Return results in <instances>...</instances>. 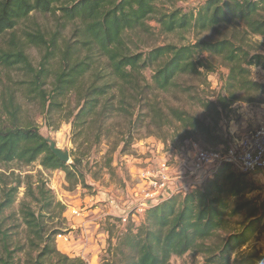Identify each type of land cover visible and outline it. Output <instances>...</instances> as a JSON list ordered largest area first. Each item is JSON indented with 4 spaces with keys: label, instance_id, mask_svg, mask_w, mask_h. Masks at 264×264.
Wrapping results in <instances>:
<instances>
[{
    "label": "trees",
    "instance_id": "obj_1",
    "mask_svg": "<svg viewBox=\"0 0 264 264\" xmlns=\"http://www.w3.org/2000/svg\"><path fill=\"white\" fill-rule=\"evenodd\" d=\"M163 1L0 0V38L9 35V47H0V75L3 69L23 70L30 76L24 81V96L52 112L60 110L65 98L74 92L79 104L74 122L79 130H84L95 116L103 120L115 113L129 115L130 108L138 104L150 106L157 128L163 127L167 121L158 116L160 108L150 103L148 89L189 93L190 86L181 82L183 77H199L202 70L211 72L215 68L206 57H201L204 53L219 57L226 64L224 87L232 102H254L264 95V82L252 78L253 66L264 68V50L252 52L245 43V37L258 35L263 38L264 47V0H206L196 10L178 9L170 13L160 10L159 3ZM33 12L56 18V30L52 34L41 28L27 31L22 40L16 31ZM153 18L170 33L237 25L243 28V37L239 41L222 37L182 46L162 45L146 53L131 52L128 33L146 28L147 20ZM69 24L74 26V38L60 49L58 37ZM29 45L43 50L39 68L29 59ZM55 62L57 66L53 67ZM147 68L153 69L151 87L141 84L142 72ZM226 98L219 103L225 104ZM15 99L11 94L5 106L9 124H0V164L39 162L45 169L63 170L69 180L80 181L83 174L76 161L69 164L60 160L37 125L19 123L20 106ZM196 100L205 108L216 107L215 102ZM172 112L182 126L201 134L205 142L214 146L224 144L211 127L193 114L178 109ZM249 175L223 163L201 185L149 207L139 226L128 223L126 232L119 237V254L110 264H171L173 256L193 251L205 255V264H264V254L244 249L264 228L262 207L247 197L258 188ZM27 190L35 194L29 183ZM38 190L43 198L48 197L44 184L39 183ZM17 195L18 187L5 193L0 213L15 202ZM50 206L48 203L45 209ZM26 207V225L44 243L33 264H74L65 255L62 263L44 260L56 249L55 243L46 242L53 241L56 232L45 241L43 220L29 205ZM242 215L243 220L232 222V218ZM5 237L6 234L3 239L8 242ZM0 264H13V259L0 256Z\"/></svg>",
    "mask_w": 264,
    "mask_h": 264
},
{
    "label": "rangeland",
    "instance_id": "obj_2",
    "mask_svg": "<svg viewBox=\"0 0 264 264\" xmlns=\"http://www.w3.org/2000/svg\"><path fill=\"white\" fill-rule=\"evenodd\" d=\"M205 1L164 0L159 3V8L167 13L178 9L188 12L196 10ZM146 24V28L128 33L127 44L133 53H146L167 44L182 46L200 40L215 41L222 37H233L239 41L243 37V28L237 25H221L208 31L192 29L170 33L155 18L147 20ZM73 27L69 24L61 30L58 37L60 49H64L65 43L74 38ZM38 28L52 34L56 30V18L33 12L16 32L19 38L25 40L27 31ZM8 37L0 38V47H9ZM245 41L252 52L264 50L261 36L251 35L245 37ZM27 54L32 64L39 68L43 50L29 45ZM201 57H206L215 68L211 72L202 70L203 75L199 77H183L181 82L190 86L189 93L148 89L150 103L160 108L158 116H164L167 121L161 128H157L150 106L138 104L130 108L129 115L115 113L103 120L95 116L94 120L87 122L84 130H79L74 122V115L79 109L74 92L65 98L60 110L48 111V108H43L38 102H30L24 96V81L29 80L30 76L19 68L3 69L0 75V124L10 122L5 106L10 95L14 94L15 102L20 106L19 123L37 125L42 135L53 139L58 147L69 150L68 163L76 161L83 177L80 181L69 180L63 170L45 169L39 162L31 165L18 162L0 164V202L10 188L18 187L15 202L0 213V256L13 259V264H33L42 253L44 243L29 231L24 219V210L29 205L43 220L45 241L56 232L53 241H46L51 245L55 243L56 249L44 257L45 261L62 263L65 255L74 264L79 260L81 264H110L119 254V237L126 232L128 223L139 226L145 216L146 210L136 207L145 188L140 176L142 170L154 166L164 152L174 150L183 157V153L193 155L200 147L222 150L234 139L256 129L264 121V108L261 107L264 95L258 96L254 102H232L224 87L228 73L224 61L207 53ZM55 66L56 62L53 64ZM142 73L141 84L151 87L153 69L147 68ZM252 78L264 82V68L253 66ZM51 81L52 77L49 78ZM224 97H227L225 104H220ZM197 98L215 102L216 107L205 108L197 102ZM173 109L187 111L204 121L211 127L212 133L222 138L224 144L214 146L205 142L201 134L182 126L174 118ZM257 116H260L261 122L255 125L252 121ZM131 170L134 174H130ZM249 177L258 188L248 193L247 197L264 211V171ZM27 183L32 185L35 194L27 193ZM39 183L40 186L44 184L49 191L47 198L39 193ZM194 187L183 186L171 196ZM128 196L132 197V203L125 210L126 222L123 221L124 216L108 214V211L114 213L116 210L111 204L113 200L120 203ZM48 203L51 206L45 209ZM243 218V215L232 218V222L236 224ZM5 234L8 242L3 239ZM245 248L264 254V228ZM171 264H205V255L198 251L188 252L183 256H173Z\"/></svg>",
    "mask_w": 264,
    "mask_h": 264
},
{
    "label": "built area",
    "instance_id": "obj_3",
    "mask_svg": "<svg viewBox=\"0 0 264 264\" xmlns=\"http://www.w3.org/2000/svg\"><path fill=\"white\" fill-rule=\"evenodd\" d=\"M223 163L231 164L242 173L264 171V121L253 131L234 139L222 150L200 147L193 155L183 153V157L178 156L174 150L164 152L154 166L141 171L145 188L136 207L146 210L168 199L169 197L162 199L167 192H176L183 186L188 188L201 185ZM177 180L180 181L178 186L175 183ZM123 221H127L125 216Z\"/></svg>",
    "mask_w": 264,
    "mask_h": 264
},
{
    "label": "crops",
    "instance_id": "obj_4",
    "mask_svg": "<svg viewBox=\"0 0 264 264\" xmlns=\"http://www.w3.org/2000/svg\"><path fill=\"white\" fill-rule=\"evenodd\" d=\"M264 106V104H262L261 105V107L262 108H264L263 107ZM262 112H264V111H262ZM260 117V116H259ZM258 116H257V119H253V121H252V123H255V125H256V123L257 122H259L260 120V118H259ZM261 122V121H260ZM262 123V122H261ZM132 170H134V169H132ZM131 170V173L130 174H134V172ZM132 176V175H131ZM175 183L177 184V186L180 184V181H175ZM174 191V190H173ZM172 193H174V192H167V195L165 196V197H163L162 199L164 200V199H166L167 197H169V196H171V194ZM121 198H123V197H121ZM132 199V197H130V196H128L126 199H124V201L123 202H120L119 203V201H118V203H116L114 200H113V202L111 203L113 206H114V208H116V210L114 211V213H109V211H108V214H111V215H115V216H117V217H122V216H124L125 215V210H126V207L128 206V205H130L132 202H130V200ZM161 199V200H162Z\"/></svg>",
    "mask_w": 264,
    "mask_h": 264
},
{
    "label": "water",
    "instance_id": "obj_5",
    "mask_svg": "<svg viewBox=\"0 0 264 264\" xmlns=\"http://www.w3.org/2000/svg\"><path fill=\"white\" fill-rule=\"evenodd\" d=\"M47 141L50 143V148L52 152L62 161L68 163L70 161V152L69 150L62 149L57 146V143L51 139L47 138Z\"/></svg>",
    "mask_w": 264,
    "mask_h": 264
}]
</instances>
